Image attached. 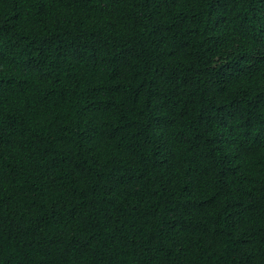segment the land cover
<instances>
[{
	"label": "trees",
	"instance_id": "1",
	"mask_svg": "<svg viewBox=\"0 0 264 264\" xmlns=\"http://www.w3.org/2000/svg\"><path fill=\"white\" fill-rule=\"evenodd\" d=\"M0 264H264V0H0Z\"/></svg>",
	"mask_w": 264,
	"mask_h": 264
}]
</instances>
